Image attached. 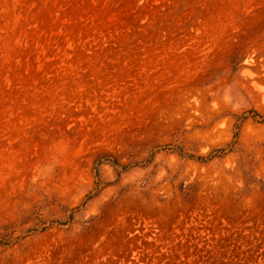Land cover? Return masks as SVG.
<instances>
[{
	"label": "rangeland",
	"instance_id": "1",
	"mask_svg": "<svg viewBox=\"0 0 264 264\" xmlns=\"http://www.w3.org/2000/svg\"><path fill=\"white\" fill-rule=\"evenodd\" d=\"M252 111L264 0H0V264H264Z\"/></svg>",
	"mask_w": 264,
	"mask_h": 264
},
{
	"label": "trees",
	"instance_id": "2",
	"mask_svg": "<svg viewBox=\"0 0 264 264\" xmlns=\"http://www.w3.org/2000/svg\"><path fill=\"white\" fill-rule=\"evenodd\" d=\"M252 118L253 119H256V118H259L261 120V122H264V117L262 115H260L258 112L256 111H252ZM242 120H245L246 117H241ZM235 128L237 129L238 128V125H235ZM220 152H223V150H221ZM103 162H108L110 163L111 165L113 166H118L120 167L121 169H126V167L124 165H121L118 161H116L115 159H113L112 157H106L105 159H98L96 161L97 165H100L102 164ZM0 244L6 246L8 243V241L5 239V237L3 236V238L0 239Z\"/></svg>",
	"mask_w": 264,
	"mask_h": 264
}]
</instances>
